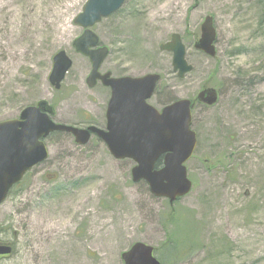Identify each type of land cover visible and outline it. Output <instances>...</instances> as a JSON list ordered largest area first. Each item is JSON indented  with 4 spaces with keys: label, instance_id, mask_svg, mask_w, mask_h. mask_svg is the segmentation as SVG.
<instances>
[{
    "label": "rangeland",
    "instance_id": "1",
    "mask_svg": "<svg viewBox=\"0 0 264 264\" xmlns=\"http://www.w3.org/2000/svg\"><path fill=\"white\" fill-rule=\"evenodd\" d=\"M87 1L0 0V122L45 100L57 123L106 126L110 92L88 87L91 63L73 47L83 34L74 20ZM209 16L214 59L194 48ZM94 32L110 50L102 72L161 76L153 105L218 91L216 106L193 111L198 146L186 164L193 190L171 207L135 184V164L115 160L96 136L86 146L50 136L49 159L0 206V240L15 245L0 264H123L138 242L161 260L166 229L200 245L175 264H264V0H127ZM175 34L193 67L183 80L173 54L160 49ZM60 51L73 68L57 92L49 77Z\"/></svg>",
    "mask_w": 264,
    "mask_h": 264
},
{
    "label": "water",
    "instance_id": "2",
    "mask_svg": "<svg viewBox=\"0 0 264 264\" xmlns=\"http://www.w3.org/2000/svg\"><path fill=\"white\" fill-rule=\"evenodd\" d=\"M127 0H88L74 24L84 30L73 47L78 54L90 59L92 70L87 78L90 88L98 82L110 88L111 98L107 111L106 129L89 127L79 129L57 124L52 120L55 109L43 100L37 106L25 108L20 117L0 122V205L4 204L11 190L34 167L49 158L46 145L48 137L56 132L72 135L76 144L86 146L95 134L118 161L130 160L132 180L145 182L150 193L158 199H166L173 206L188 196L193 183L189 179L186 164L197 149V134L192 129L193 109L197 103L213 107L219 94L213 88L201 91L196 101L178 100L159 111L149 104L161 80L158 74L140 78H114L112 73H101L109 56L107 47H99L100 38L93 28L104 19L116 14ZM217 31L214 18L207 17L201 26V37L195 49L210 58L217 57ZM173 54V69L179 79L192 72L186 55L187 50L177 34L160 47ZM73 61L65 51L53 58L51 85L60 90ZM160 160L163 166L157 168ZM9 245H0V256L12 255ZM123 264H162L155 255V248L138 242L121 255Z\"/></svg>",
    "mask_w": 264,
    "mask_h": 264
},
{
    "label": "trees",
    "instance_id": "3",
    "mask_svg": "<svg viewBox=\"0 0 264 264\" xmlns=\"http://www.w3.org/2000/svg\"><path fill=\"white\" fill-rule=\"evenodd\" d=\"M54 135H63V134L55 133L52 136H54ZM162 163L163 162L161 160L158 163L157 167H161ZM25 181H26V178L19 185L15 186L14 189L11 191L10 196L12 194L16 193L17 189L21 185H23V183ZM177 217H178L177 211H174L173 213H171V215L167 219V223H171V225L177 224V222H176ZM166 230L168 232L167 240L163 244V248H164L165 252L160 255L161 260H162V264L179 263L186 257V255H191L193 252H195V249H196L195 246H200V245L196 244L194 241H192L190 235L187 233H184V236H183L184 240L182 239L181 241H179L176 238L171 236V233L169 232L168 229H166ZM156 251H157V249H156Z\"/></svg>",
    "mask_w": 264,
    "mask_h": 264
},
{
    "label": "flooded vegetation",
    "instance_id": "4",
    "mask_svg": "<svg viewBox=\"0 0 264 264\" xmlns=\"http://www.w3.org/2000/svg\"><path fill=\"white\" fill-rule=\"evenodd\" d=\"M101 73L102 74H104V73H106V72H102V70H101ZM112 76H113V74H112ZM113 77H115V76H113ZM119 78H122V77H119ZM161 82V81H160ZM160 82H159V84H160ZM159 84H158V86H159ZM99 85H101V86H103L101 83H99L97 86H99ZM96 86V87H97ZM158 86H157V88H158ZM95 87V88H96ZM104 87V86H103ZM104 88H106L109 92H110V98H111V90H110V88H107V87H104ZM157 94H158V92H157V89H156V91H155V93H154V95H153V97L150 99V101H149V103H150V105H152V106H154V107H156V109H158L159 111H162V109L166 106V105H168V104H170V103H172V102H174V101H169L167 104H163V105H153L152 104V100L157 96ZM109 102H110V99H109V101H108V103H107V108H106V112H105V125H107V111H108V106H109ZM91 126H95V127H98V128H100V129H105L106 128V126L105 127H99L98 125H94V124H89L88 126H86V127H80L81 129H88L89 127H91ZM4 231H1L0 230V234H2ZM0 245H9V246H11L12 247V249H13V252H12V255L14 254V252H15V248H14V244L13 243H9V242H4V241H1L0 240ZM12 255H10V256H5V257H1L0 256V261H2V260H6V259H8V258H10Z\"/></svg>",
    "mask_w": 264,
    "mask_h": 264
}]
</instances>
